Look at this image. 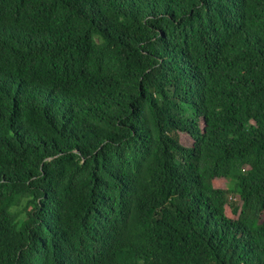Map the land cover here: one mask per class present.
Instances as JSON below:
<instances>
[{"label":"trees","instance_id":"obj_1","mask_svg":"<svg viewBox=\"0 0 264 264\" xmlns=\"http://www.w3.org/2000/svg\"><path fill=\"white\" fill-rule=\"evenodd\" d=\"M0 264H264V0H0Z\"/></svg>","mask_w":264,"mask_h":264},{"label":"rangeland","instance_id":"obj_2","mask_svg":"<svg viewBox=\"0 0 264 264\" xmlns=\"http://www.w3.org/2000/svg\"><path fill=\"white\" fill-rule=\"evenodd\" d=\"M188 139V138H187ZM187 139H186V141H187ZM185 141V143H183L184 145H187L188 144V142L190 141H187L186 142ZM213 185L215 186V187H219V188H225L226 186H227V181L226 180H224V179H215L214 181H213ZM227 213L231 216V214H230V212H229V210L227 209Z\"/></svg>","mask_w":264,"mask_h":264}]
</instances>
